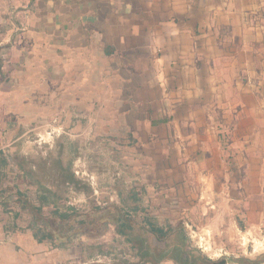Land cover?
I'll return each instance as SVG.
<instances>
[{
    "label": "crops",
    "instance_id": "obj_1",
    "mask_svg": "<svg viewBox=\"0 0 264 264\" xmlns=\"http://www.w3.org/2000/svg\"><path fill=\"white\" fill-rule=\"evenodd\" d=\"M0 47L55 109L110 116L162 157L179 206L205 179L206 206L264 232V0H0Z\"/></svg>",
    "mask_w": 264,
    "mask_h": 264
},
{
    "label": "rangeland",
    "instance_id": "obj_2",
    "mask_svg": "<svg viewBox=\"0 0 264 264\" xmlns=\"http://www.w3.org/2000/svg\"><path fill=\"white\" fill-rule=\"evenodd\" d=\"M5 58L1 48L0 157L7 165L0 168V262L264 264V232L242 221L240 206L217 196L206 206L205 179L189 180L198 198L179 206L178 176L155 175L170 170L162 157H144L151 148L135 145L110 116L61 113L54 107L63 101L36 86L33 68ZM33 207H43L48 228L36 226ZM116 210L127 226L114 221ZM59 212L71 216L60 221ZM36 232L53 238L38 242Z\"/></svg>",
    "mask_w": 264,
    "mask_h": 264
},
{
    "label": "trees",
    "instance_id": "obj_3",
    "mask_svg": "<svg viewBox=\"0 0 264 264\" xmlns=\"http://www.w3.org/2000/svg\"><path fill=\"white\" fill-rule=\"evenodd\" d=\"M7 165V162L4 158L0 157V168H4L5 166ZM65 170V169H64ZM68 173V171H67ZM65 180L67 183H73L74 182V176L73 174L71 173H68L66 174L65 176ZM18 199H17V202L18 203H22V201L20 200L21 199V196L20 194L18 193ZM136 197H137V193H133L132 194V198L136 200ZM40 206H43L42 204ZM33 210H34V222L36 224V226H38L39 228V225L42 224L44 228H48V224H49V219H47L44 215H43V207H38V208H35L33 207ZM70 214L68 213H65V212H59L55 217H57L60 221H67L69 218H70ZM38 221H40V224L38 223ZM114 221L117 222L119 224V226H127V223L125 222V216L123 215V213L121 212V210H116V215L114 216ZM152 231L154 232V234H156L158 240L162 239L163 238V232L160 228H154L152 227ZM38 233L40 234V230L38 229ZM48 236L47 238L49 239H52L53 238V234L52 232H48L47 234H42L41 233V236L38 237L37 236V232L35 234V236L37 237V241L38 242H42V236ZM59 246L63 247V246H66V243H61Z\"/></svg>",
    "mask_w": 264,
    "mask_h": 264
}]
</instances>
